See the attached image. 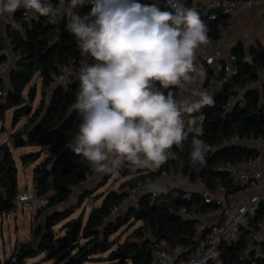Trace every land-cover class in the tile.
<instances>
[{
  "label": "trees",
  "instance_id": "obj_1",
  "mask_svg": "<svg viewBox=\"0 0 264 264\" xmlns=\"http://www.w3.org/2000/svg\"><path fill=\"white\" fill-rule=\"evenodd\" d=\"M182 2L191 7L188 0ZM161 7L170 10L163 1ZM89 10L90 6L78 9L82 13ZM196 10L207 24L208 36L212 39L220 38V26L224 25V16L208 19L199 9ZM14 18L19 22V26L10 29L8 34L16 58L14 66L8 72L10 79L8 89L5 88L0 76V122L5 111L12 108L11 124L15 125L23 117L25 121L10 132L11 144L22 136L24 138L22 146H41L47 151L45 157L33 168L37 192L47 197V203L38 207V211L47 212L46 229L38 241L39 250L31 256L52 246L55 241L60 242L63 248H70L66 256L59 258L60 264H84L87 261L100 262L94 264H152L150 244L153 241H164L171 248L182 247L184 255L191 253L197 239L205 233L207 227L202 226L198 219L181 215L179 209L182 206L188 211L208 209L209 205L203 203L199 192L191 191L189 197H184L183 188L169 185L165 188L166 191L159 194L143 193L138 197L137 205H128L125 213H120V210L113 213V209L125 198V193L121 190L124 184L133 185L136 179L148 176L156 179L170 170L179 177L187 176L190 181L198 177L209 186L220 178L226 185L228 193L240 189L232 186L227 175L218 171L216 166L227 160L243 162L259 153L258 148L240 143L226 144L205 154L206 165H197L193 168L189 158L191 141L195 136L205 142L220 144L230 139L234 133L264 138V88L250 85L258 80L259 70L264 69V42H254L249 47L248 54L244 53L240 45L231 50L236 55L238 65V72L232 75L231 81L221 80V76L214 71L206 73L203 86L212 90L215 106H205L201 110L200 114L204 117L202 133L189 132L175 160L168 161L158 170L144 169L131 172L127 167L118 170L122 176L128 177L120 182L118 188L109 189L101 194L103 197L98 205L95 204L92 192L83 193V198L88 195L91 203V208L83 219L82 215L71 216L74 208L58 207L68 200L73 187L82 183L91 173L87 162L65 147L73 140L80 123L78 112L71 108L79 82L73 78L66 81L64 87L63 84L54 81L64 65L85 58L82 57L74 37L65 29L66 19L59 23H51L47 21V17H39L26 22L22 20L20 10L14 13ZM222 18L223 22L219 25ZM248 55L252 58L251 62L247 60ZM5 60L6 54L1 52L0 45V67ZM36 76L40 79V96L35 106H32L30 95L37 87L34 81ZM239 89L243 90L244 104L241 106L235 104L227 110L223 109L222 106L228 96L238 94ZM35 155L34 152L24 153L20 155L21 162L33 160ZM14 163L7 142L0 143V213L7 212L15 206V196L19 188ZM45 168L49 169V174L41 184H37V177ZM108 177L102 183H105ZM261 215H264V204L255 215L254 221ZM60 221H63L61 225L63 233L54 237L51 228ZM128 221L129 226L139 223L122 241L109 239L110 235ZM73 225L75 231L72 233ZM113 245L115 247H112ZM249 246L247 231L241 233L235 241L223 244L221 246L223 264H246L250 259H255L258 264H264V244L261 245V256H256L253 250H249ZM25 247L26 244L18 247L13 255L0 260V264H27L25 258L29 256H21ZM105 251H107L105 256L93 255ZM104 261L107 263H103Z\"/></svg>",
  "mask_w": 264,
  "mask_h": 264
},
{
  "label": "clouds",
  "instance_id": "obj_2",
  "mask_svg": "<svg viewBox=\"0 0 264 264\" xmlns=\"http://www.w3.org/2000/svg\"><path fill=\"white\" fill-rule=\"evenodd\" d=\"M86 6L88 12L78 11ZM168 7L157 0H0V20L21 8L51 23L66 19L85 59L71 105L80 123L65 147L97 173L160 169L198 124L195 114L215 106L212 92L195 87L205 76L196 61L210 42L207 24L182 0H168ZM209 150L194 136L191 166L206 165ZM145 189L166 191L151 180Z\"/></svg>",
  "mask_w": 264,
  "mask_h": 264
},
{
  "label": "built area",
  "instance_id": "obj_3",
  "mask_svg": "<svg viewBox=\"0 0 264 264\" xmlns=\"http://www.w3.org/2000/svg\"><path fill=\"white\" fill-rule=\"evenodd\" d=\"M168 7V0H161ZM255 0H217L209 1L200 6L199 10L202 14L206 15L208 19H216L219 15L224 16V25L220 26L221 34L224 27L230 25L237 17L238 11L241 8L249 7L253 5ZM169 8V7H168ZM170 9V8H169ZM171 10V9H170ZM21 18L23 21L29 22L33 18L32 15L25 12L23 8L20 9ZM49 22V18H47ZM23 31V30H22ZM251 56H247V60L251 62ZM82 59L77 62H70L64 65L61 69V73L55 78V82L61 83L66 87V80L69 76H76V73L82 63ZM198 66H202L206 73L208 68L211 67L212 71L221 76L223 81H231L232 75L238 72V65L236 64V55L232 52L228 55L227 61L220 60V52L216 50L212 54L198 55ZM5 69L4 63L0 67V71ZM261 79H264V69L259 70V78L257 81L250 85L255 86ZM237 88V87H236ZM260 88H264V81L261 82ZM200 89H211L206 86H201ZM240 89L238 94H230L226 99L223 109L227 110L233 105H243L244 100L240 95ZM198 117V124L190 131L191 133L201 134L203 130L204 117L202 114H196ZM210 150L206 153L219 148L223 145L231 143H240L250 145L259 149V153L255 156L243 161L232 162L224 161L216 166L218 171H222L227 175L229 183L240 189L246 186L259 185L264 190V159L260 149L264 148V138L254 137L248 135H239L234 133L230 139L224 140L222 143H209ZM181 150L179 147L173 148L175 157H178V153ZM175 158V159H176ZM175 159H170L173 161ZM94 171L91 169V173ZM90 173V174H91ZM170 175L176 176L171 170L167 172ZM87 175V178L90 176ZM162 176V175H161ZM160 176V177H161ZM152 179L151 177L138 178L133 185L124 184L121 190L125 193L124 200L113 209V213L124 205H137L138 197L136 192L140 188H145L146 181H158L159 178ZM185 182L192 184L197 190L186 189L184 197H189L191 191H197L201 194L203 203L208 204L209 208L206 210H191L188 211L185 206L179 209V213L185 217L198 219L202 226H206L207 230L199 237L191 251V253L184 255V248L182 247H169L164 241H153L150 244V253L152 256V264H223L221 259V246L225 243H231L232 240L239 238L240 234L247 231L248 240L250 246L253 248L256 256H261V245L264 244V215H261L259 219L254 221L255 215L259 212L262 204H264V192L261 194L257 192H251L246 200L239 203H231L227 197L229 195L227 187L224 182L217 178L212 186L207 185L200 178H195L190 181L187 176L179 177ZM153 194V193H152ZM155 195V194H153ZM15 199L20 202H29L35 207H42L47 203L46 195H39L37 189L23 188L16 193ZM208 221H210L208 223ZM253 224L256 226L254 227ZM256 241V244L253 242ZM18 250V249H17ZM16 250V251H17ZM22 264V263H16ZM239 264V263H236ZM246 264H258L255 259H250Z\"/></svg>",
  "mask_w": 264,
  "mask_h": 264
},
{
  "label": "rangeland",
  "instance_id": "obj_4",
  "mask_svg": "<svg viewBox=\"0 0 264 264\" xmlns=\"http://www.w3.org/2000/svg\"><path fill=\"white\" fill-rule=\"evenodd\" d=\"M34 81L37 83V95H39L40 89V79L38 76L34 78ZM32 106H35L36 101L33 99L31 102ZM11 122H12V110H6L3 120L0 122V142L5 141L8 136V131L11 129ZM19 126V123L16 124ZM9 148H13L20 155L27 153V152H34L35 158L33 160H28L26 163L21 162V158L16 155V152L13 150L12 155L15 161L16 167V177H17V184L19 190L23 188L28 189H35V182L33 180V168L37 165L46 155L47 151L45 148L41 146H22V145H10ZM105 183H102L103 180L106 179ZM175 184L174 186L183 188L184 190L189 189V187H193L192 184L185 182L183 179L179 178L178 176H174ZM121 174L118 171L113 173H105V176L99 179V181L94 185H89L88 189L84 191V194L88 192H92L95 198V204L98 205L101 201L104 192L109 189H116L118 188L121 182ZM250 188L244 187L242 188L243 194H248L250 192ZM262 189H257V193L261 194ZM40 195V194H39ZM89 196L86 195L83 198L80 196L77 197H69L67 202H64L58 207H68L74 208V212H72V217H77L78 215H82L83 219L87 216L91 208V203L89 202ZM29 202L20 203L15 200V206H13L9 211L0 213V260H3L5 257L13 255L18 247L23 246L26 244V247L32 246V253L28 254L29 257L25 258V262L27 264H60L59 258L66 256L69 252L70 248L62 246L60 242L55 241L52 246L47 247L43 251L36 253V255L31 256L35 251L39 250L38 241L41 240L42 232L46 229V212L38 211L39 208L32 205ZM77 205V208H75ZM130 205L129 203L122 206L119 210L120 213H125V209L127 206ZM118 210V211H119ZM63 221L58 222L57 224L53 225L51 228L52 234L54 237H58L63 233L62 225ZM139 222L134 223L132 226H129L130 221L124 223L122 226L118 228V230L109 236L114 240L122 241L127 234H129L130 230L134 228ZM38 230V232H36ZM83 240H80L82 242ZM27 244H29L27 246ZM112 247H115L113 245ZM107 251L105 252H98L93 254L94 256H105ZM58 262V263H57ZM62 262V261H61ZM100 263L99 261H87L84 264H94ZM103 263H107L104 261Z\"/></svg>",
  "mask_w": 264,
  "mask_h": 264
},
{
  "label": "crops",
  "instance_id": "obj_5",
  "mask_svg": "<svg viewBox=\"0 0 264 264\" xmlns=\"http://www.w3.org/2000/svg\"><path fill=\"white\" fill-rule=\"evenodd\" d=\"M151 1L153 2V0ZM188 1H189V5L192 8L199 9L201 5L209 1H217V0H188ZM157 2L161 6V0H157ZM222 22H223V18H222V21H220L219 25H221ZM18 26H19V22L14 18V14L7 20H0L1 52L6 54V60L4 62L5 69L0 71V76L2 78L3 83L5 84V88L9 86L10 79H9L8 72H9L10 67L14 66L15 58H16V56L12 52L11 38L9 37L8 31ZM209 41H210L209 44L202 45L197 50V56L204 55V54H212L213 52L218 50L220 52V60L227 61L229 53L236 45H240L244 53L248 54L249 47L254 42L256 41L264 42V0H255L253 5L239 9L236 19L230 25L224 27L220 38L212 39L209 37ZM73 78H76V76H69L67 77L66 81L71 80ZM204 78L205 76L200 78L196 82L195 87L201 88V86H203ZM260 85H261V82L259 81V83L255 85V87L260 88ZM37 87H36V95H37ZM242 91L243 90L240 91L239 93L240 95H242ZM187 94L188 93H186V95ZM39 96H40V89H39V95L35 96L34 98L36 103L39 99ZM8 110H12V108ZM24 121H25L24 117L20 118L19 121L16 122V124L19 123V126H20L21 124H23ZM16 124L15 125L11 124V129L10 131H8V136L6 138V142L8 145L9 144L11 145L10 137H9L10 132L19 127V126H16ZM10 150H11V153L14 150L16 152V155L20 157V154L18 153V151H16L13 148L12 149L10 148ZM260 151L262 154V159H264V148L260 149ZM104 176H105V173H97L94 171L82 183L73 187L72 192L70 194V198L71 197L79 198L80 196H82L84 191L88 189L89 185L96 184L99 181V179H101ZM176 176L179 177V175H176ZM121 177H122L121 178V182H122L128 177V175L127 176L121 175ZM174 178L175 177L173 175H170L168 173H163V175L159 178L158 181L162 185L163 188H166L169 185L175 184ZM246 187L250 188L251 190L247 195L242 193V189H239L238 191L234 193H229L227 197L228 201H230L231 203H239L241 201L246 200L247 196L252 191L257 192V189L261 188V186L259 185H253V186L249 185ZM189 189L197 190V188L194 186L189 187ZM145 192H148V191H146L145 188H140L137 190L136 196L139 197ZM209 222L210 221H208V223ZM262 233H264V229H262ZM232 241H235V240H232ZM249 250H253V248L249 246Z\"/></svg>",
  "mask_w": 264,
  "mask_h": 264
},
{
  "label": "water",
  "instance_id": "obj_6",
  "mask_svg": "<svg viewBox=\"0 0 264 264\" xmlns=\"http://www.w3.org/2000/svg\"><path fill=\"white\" fill-rule=\"evenodd\" d=\"M19 10H20V9H19ZM17 11H18V10H17ZM12 67H13V66H12ZM12 67H10V68H12ZM9 70H10V69H9ZM208 73H209V74L212 73V68H211V67L208 68ZM262 81H264V79H261V80H260V82H262ZM8 88H9V86H7L6 89H8ZM35 93H36V89L34 88V89L32 90V92H31V95H30V102L33 101L34 96H35ZM30 106H31V105L29 104V105H28V108H30ZM23 140H24V138L21 136V137L17 138L16 140H14L13 143H14V145H18V144L22 145ZM252 146H253V145H252ZM48 174H49V169H48V168H45L44 171H43V173L40 174V175L37 177L36 183H37V184H41V183L43 182V180L47 177ZM147 193L152 194L151 192H147ZM71 231H72V233L75 231V225H73ZM256 243H257L256 241L253 242V244H256ZM32 249H33L32 246H29V247H27V248H23V249H22V252H21V256L24 257V256H26V255H28V254H31V253H32Z\"/></svg>",
  "mask_w": 264,
  "mask_h": 264
}]
</instances>
